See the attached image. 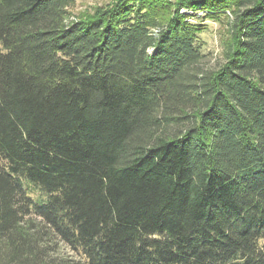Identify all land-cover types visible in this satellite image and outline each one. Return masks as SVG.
<instances>
[{
	"label": "trees",
	"instance_id": "1",
	"mask_svg": "<svg viewBox=\"0 0 264 264\" xmlns=\"http://www.w3.org/2000/svg\"><path fill=\"white\" fill-rule=\"evenodd\" d=\"M75 2L0 0V264H264V0Z\"/></svg>",
	"mask_w": 264,
	"mask_h": 264
},
{
	"label": "rangeland",
	"instance_id": "2",
	"mask_svg": "<svg viewBox=\"0 0 264 264\" xmlns=\"http://www.w3.org/2000/svg\"><path fill=\"white\" fill-rule=\"evenodd\" d=\"M114 0H76V2L70 6L71 19L74 14L77 15L80 12L87 9L93 11V8L107 5ZM192 22H202L204 31H202L196 40V46L200 49L204 55L203 67L206 69H216L225 61L226 51L230 48V24L226 20H191ZM173 130L174 125L170 126ZM0 165L2 161L0 159Z\"/></svg>",
	"mask_w": 264,
	"mask_h": 264
}]
</instances>
